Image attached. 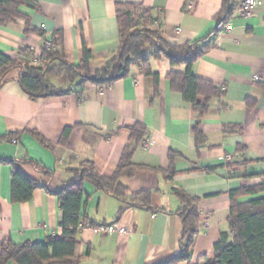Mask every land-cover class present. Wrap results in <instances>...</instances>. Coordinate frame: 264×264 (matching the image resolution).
<instances>
[{
    "label": "crops",
    "instance_id": "1",
    "mask_svg": "<svg viewBox=\"0 0 264 264\" xmlns=\"http://www.w3.org/2000/svg\"><path fill=\"white\" fill-rule=\"evenodd\" d=\"M36 1L38 10L20 7L30 31L23 18L0 24L1 53L15 59L20 48H30L36 61L45 42L60 32L65 60L80 64L87 48L95 72L120 49L117 2L143 4L162 18L170 45L210 42L191 72L219 94L199 115L171 79L186 74L187 65L173 66L164 56L149 57L151 74L133 63L126 77L109 85L53 77L52 83L66 92L38 100L21 88L19 70L10 71L0 88V253L6 243H45L61 236V210L53 192L86 161L110 178L129 143L127 127L140 123L149 131L148 143L136 147L133 162L139 169L122 181L131 195L149 193L150 205L132 203L130 194L117 197L86 181L74 264H158L178 255L183 220L175 189L197 201L191 262L211 256L222 232L229 231L231 191L264 184V0L252 16L233 11L221 28L223 0ZM229 22L232 30L224 31ZM206 96L200 94L198 101L204 104ZM15 170L48 190L37 187L30 200L14 202ZM112 224L124 225L130 233L93 230ZM3 264L17 263L10 259Z\"/></svg>",
    "mask_w": 264,
    "mask_h": 264
},
{
    "label": "trees",
    "instance_id": "2",
    "mask_svg": "<svg viewBox=\"0 0 264 264\" xmlns=\"http://www.w3.org/2000/svg\"><path fill=\"white\" fill-rule=\"evenodd\" d=\"M238 0H223L222 16L219 28L232 15ZM117 19L121 37L118 54L102 69L92 72L90 59L92 53L85 48L82 62L78 65L68 63L62 52V34L56 33L45 42L42 55L36 61L30 48H20L19 57L11 58L0 52V88L6 81L7 74L18 69V82L23 91L32 100L61 95L66 90L55 86L51 78H63L70 83L78 79L90 80L98 85H109L126 77L133 63H138L149 75L151 69L149 57L168 58L173 66L187 65L186 74L172 75L173 86L179 89L185 101L193 104L199 115H204L209 99L218 95L213 84L200 80L192 74L193 64L210 47V42L197 39L179 46L170 45L165 39L162 18L153 14L151 8L143 4H123L117 2ZM21 6L38 10L36 0H0V24L7 25L20 18L26 21V31H30L29 18L20 11ZM155 22L158 24L155 26ZM205 93L206 102L198 101V96ZM196 136L201 141L202 135L195 128ZM71 129L64 132L66 140ZM130 134L119 164L113 175L106 179L97 171L91 161L71 170L72 178L63 183L53 193L59 200L61 210V236L51 237L45 243L27 242L20 245L4 244L0 253V264L14 260L17 264H74V246L78 240V228L81 225L84 183L92 182L97 189L105 190L117 197L130 194L129 187L122 181L135 175L139 166L133 162L135 149L149 138L148 129L137 123L127 127ZM203 141V140H202ZM41 185L35 180L15 170L12 175L13 201L24 202L32 198L33 190ZM48 188L46 186H41ZM182 202L179 215L183 220V234L180 240V253L158 264H172L188 261L189 264H264V196L241 201L243 197L264 193V184L243 186L230 193L231 207L228 217L229 231L222 232L221 239L215 244L211 256H204L191 262L199 214L197 201L180 189H175ZM131 195V194H130ZM131 202L150 205V194L141 192L131 195ZM124 208H121L120 212Z\"/></svg>",
    "mask_w": 264,
    "mask_h": 264
},
{
    "label": "built area",
    "instance_id": "3",
    "mask_svg": "<svg viewBox=\"0 0 264 264\" xmlns=\"http://www.w3.org/2000/svg\"><path fill=\"white\" fill-rule=\"evenodd\" d=\"M259 7V0H238L235 12L243 17H249L254 15ZM224 31H231L232 30V24L229 22L223 26ZM256 80L258 78H255ZM13 142L17 143L16 139H13ZM148 139L145 141V144L147 145ZM93 230L98 233L103 234H111L117 232L121 235H126L130 233V230L121 224H112V225H97L93 226Z\"/></svg>",
    "mask_w": 264,
    "mask_h": 264
}]
</instances>
